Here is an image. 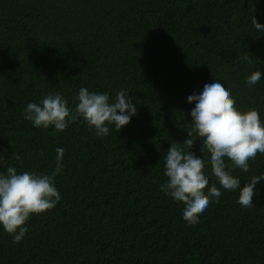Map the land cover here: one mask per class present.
<instances>
[{"label":"trees","instance_id":"obj_1","mask_svg":"<svg viewBox=\"0 0 264 264\" xmlns=\"http://www.w3.org/2000/svg\"><path fill=\"white\" fill-rule=\"evenodd\" d=\"M253 18L264 25V0H0V174L50 175L64 149L60 201L29 218L20 243L0 225V264H264V181L241 207L206 163L205 193L215 184L222 194L194 226L160 191L171 144L188 151L187 98L205 84L219 81L264 122V32ZM81 88L110 102L127 90L137 114L120 131L106 125V137L82 118L62 132L24 119L50 92L75 109ZM202 145L190 151L203 157ZM231 174L241 187L264 175V153Z\"/></svg>","mask_w":264,"mask_h":264},{"label":"clouds","instance_id":"obj_2","mask_svg":"<svg viewBox=\"0 0 264 264\" xmlns=\"http://www.w3.org/2000/svg\"><path fill=\"white\" fill-rule=\"evenodd\" d=\"M252 24L256 30L264 32V25L255 18ZM243 59L251 62L247 54ZM260 79V71H254L245 78L249 86L256 85ZM187 99L189 103H195L191 110L193 127L187 131L188 138L182 143L188 151L180 147L181 143L171 144L164 164L167 180L160 186V191L177 203L184 204L183 220L194 226L213 199L219 203L222 194L215 184L205 193L209 185V178L204 172L206 163L210 164L212 175L223 189L239 190L237 203L241 207L254 206L255 186L264 181V175L252 176L250 182L241 187L240 180L231 173L234 168L247 173L249 161L254 160L257 153H264V122L256 109L245 112L238 110L230 90L219 81L205 84L199 95L193 94ZM74 101L76 107L71 109L60 93L50 92L40 103L30 102L26 105L24 119L34 127L47 129L53 126L57 132H62L70 123L82 118L90 130L95 129L98 137H106L109 134L106 125H114L120 131L137 114L136 104L127 90H120L115 100L110 102L107 93L89 92L87 88H81ZM197 138L203 141V157L190 151ZM56 152V167L50 175L18 174L12 166L7 168L6 174H0V225L13 237V243L22 241L28 232L26 222L32 215L51 210L61 199L54 180L63 171L64 149L57 148ZM204 153L209 154L207 161ZM225 158L230 164L226 163ZM16 159L22 158L17 155Z\"/></svg>","mask_w":264,"mask_h":264}]
</instances>
